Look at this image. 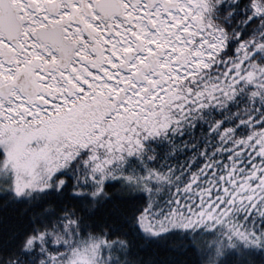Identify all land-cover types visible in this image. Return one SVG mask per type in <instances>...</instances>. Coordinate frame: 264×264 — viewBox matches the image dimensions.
Here are the masks:
<instances>
[{"label": "trees", "instance_id": "trees-1", "mask_svg": "<svg viewBox=\"0 0 264 264\" xmlns=\"http://www.w3.org/2000/svg\"><path fill=\"white\" fill-rule=\"evenodd\" d=\"M205 1L217 43L167 110L44 135L0 185V264H264V0Z\"/></svg>", "mask_w": 264, "mask_h": 264}, {"label": "flooded vegetation", "instance_id": "flooded-vegetation-1", "mask_svg": "<svg viewBox=\"0 0 264 264\" xmlns=\"http://www.w3.org/2000/svg\"><path fill=\"white\" fill-rule=\"evenodd\" d=\"M212 21L205 0H0V128L37 110L57 132L153 118L212 50Z\"/></svg>", "mask_w": 264, "mask_h": 264}, {"label": "rangeland", "instance_id": "rangeland-1", "mask_svg": "<svg viewBox=\"0 0 264 264\" xmlns=\"http://www.w3.org/2000/svg\"><path fill=\"white\" fill-rule=\"evenodd\" d=\"M197 55L205 61V59L211 55V52H206L203 49H200L198 50ZM187 74L190 75L193 74V72H188ZM122 111L132 113L135 110ZM161 112H163V110ZM41 113H43L41 110L32 113L33 117L29 120V125L33 129H30L23 124L17 127L18 125H14L13 122H11V127L8 128L7 126V130H5V128H0V130L3 131L0 132L5 137L3 139H6L5 142L0 144V185L4 183L8 184L9 182L14 188L12 190L15 193L20 191L22 183H24L19 177L20 170L30 168V160L36 155L35 150L39 148L41 138H43L44 135H53L58 139L60 136L64 135L66 138L71 139V133L69 134V132H74L73 129L67 132H63V130L62 132L61 130L60 132H57L60 128L59 125L53 124V121L50 122V119L47 118L45 114ZM11 120H13V118H11ZM140 120L143 119L140 118ZM120 121L121 119H119L117 124L120 123ZM53 139L55 138L53 137ZM38 151L40 153L41 149ZM51 161L53 162L54 160L52 159ZM97 250L98 244L92 243H89L85 247H76L69 253V258L66 261V264H94L96 257L98 256Z\"/></svg>", "mask_w": 264, "mask_h": 264}]
</instances>
